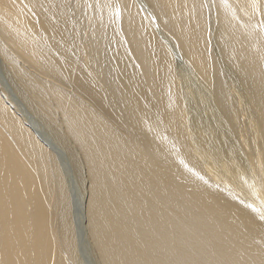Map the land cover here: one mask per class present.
<instances>
[{"label": "bare ground", "instance_id": "1", "mask_svg": "<svg viewBox=\"0 0 264 264\" xmlns=\"http://www.w3.org/2000/svg\"><path fill=\"white\" fill-rule=\"evenodd\" d=\"M0 70V264H264V0H0Z\"/></svg>", "mask_w": 264, "mask_h": 264}, {"label": "rangeland", "instance_id": "2", "mask_svg": "<svg viewBox=\"0 0 264 264\" xmlns=\"http://www.w3.org/2000/svg\"><path fill=\"white\" fill-rule=\"evenodd\" d=\"M0 81H1V83L5 86V88L7 89L9 95L11 96V98H12V100H13V102H15L16 105L18 106V108L21 110V112H19V114H20L21 116H23L24 119L27 120V122L29 123V125H30V126H31V127H32V128H33V129L39 134V135H40V136L44 137L45 133H44V131L41 129L42 126H41L37 121H35L34 119H32V118L28 115V113L25 111L26 108L23 107V104L21 103V101L18 100V99L16 98L15 94H13V92H12V90H11V87H10L9 83L7 82V80H6V78H5V76L3 75V73H2L1 70H0ZM5 88H4V89H5ZM65 164H67L66 161H65ZM66 166H67V165H66ZM67 168H68V169H67ZM67 168H66L67 174H68L69 178L72 179V176H73L72 170H71L69 167H67ZM69 171H70V172H69ZM70 175H71V176H70ZM80 254H81V257H82V260H83L84 264H93V262L90 261L89 257L87 256V253L85 252L84 247L80 249Z\"/></svg>", "mask_w": 264, "mask_h": 264}, {"label": "snow or ice", "instance_id": "3", "mask_svg": "<svg viewBox=\"0 0 264 264\" xmlns=\"http://www.w3.org/2000/svg\"><path fill=\"white\" fill-rule=\"evenodd\" d=\"M87 6H88V7H93V5H92V4H88Z\"/></svg>", "mask_w": 264, "mask_h": 264}]
</instances>
